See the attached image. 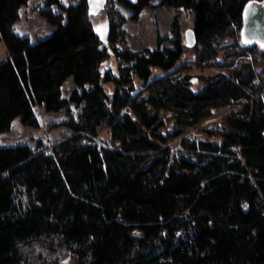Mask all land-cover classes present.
I'll return each mask as SVG.
<instances>
[{"label":"trees","instance_id":"trees-1","mask_svg":"<svg viewBox=\"0 0 264 264\" xmlns=\"http://www.w3.org/2000/svg\"><path fill=\"white\" fill-rule=\"evenodd\" d=\"M247 1L160 0L193 13L182 61L177 19L135 51L117 10L103 41L91 0H45L53 30L31 42L14 27L30 0H0V135L37 126L36 106L70 132L48 152L0 147V264H264V49L240 42ZM117 2L137 20L151 0Z\"/></svg>","mask_w":264,"mask_h":264},{"label":"rangeland","instance_id":"rangeland-1","mask_svg":"<svg viewBox=\"0 0 264 264\" xmlns=\"http://www.w3.org/2000/svg\"><path fill=\"white\" fill-rule=\"evenodd\" d=\"M63 4L69 5L77 0H61ZM93 7H98V0H91ZM160 0H151L149 7L144 8L137 20H132L133 13L122 6L117 0H106L105 8L108 10L115 9L123 17L126 22L124 29L126 31L125 44L132 50H141L149 48L154 50L157 47L158 37L168 38L170 36L171 24L174 19L178 20L179 28L182 33L183 45L186 52L183 54L182 61L193 58L194 52L191 48L185 46V33L193 29V13L190 10L174 9L170 7L158 6ZM45 0H30V2L20 9L19 20L15 23V32L20 36H28L31 42L43 39L49 36L53 27L40 17L39 11L44 8ZM100 10L94 15L91 23L104 41L108 36V21L106 20V9ZM240 34V33H239ZM170 46L167 40L162 41L160 47ZM7 53L5 44L0 41V63L6 60ZM117 62L112 57L103 63L102 68L111 69L116 72ZM222 69H209L205 73L221 71ZM196 75V74H195ZM203 84V82H201ZM73 89L72 79L68 78L62 87V94L68 97ZM70 110L75 116L78 109L72 104L69 105ZM35 118L37 126L23 125L19 118H15L8 132L0 135V147H10L19 144H27L33 149L43 148L48 152L54 145L66 138L70 132L63 124L66 120L65 111L58 113H48L43 107L36 106ZM220 111V113H222ZM210 120L208 123H210ZM206 123V124H208ZM193 135V132L192 134ZM98 145L103 143L98 139L95 140ZM101 142V143H100Z\"/></svg>","mask_w":264,"mask_h":264},{"label":"water","instance_id":"water-1","mask_svg":"<svg viewBox=\"0 0 264 264\" xmlns=\"http://www.w3.org/2000/svg\"><path fill=\"white\" fill-rule=\"evenodd\" d=\"M135 2L137 0H127ZM106 0H101L98 7H93L90 10V15H96L100 10L104 9ZM240 42L245 45H257L264 49V0H249L245 3L242 9V25L240 28ZM185 46L192 48L195 45V36L192 31L185 33ZM140 91V87L136 86V94Z\"/></svg>","mask_w":264,"mask_h":264},{"label":"flooded vegetation","instance_id":"flooded-vegetation-1","mask_svg":"<svg viewBox=\"0 0 264 264\" xmlns=\"http://www.w3.org/2000/svg\"><path fill=\"white\" fill-rule=\"evenodd\" d=\"M101 0H98L97 3L100 4Z\"/></svg>","mask_w":264,"mask_h":264},{"label":"built area","instance_id":"built-area-1","mask_svg":"<svg viewBox=\"0 0 264 264\" xmlns=\"http://www.w3.org/2000/svg\"><path fill=\"white\" fill-rule=\"evenodd\" d=\"M263 95H264V93H263ZM209 121H207L206 123H208Z\"/></svg>","mask_w":264,"mask_h":264},{"label":"snow or ice","instance_id":"snow-or-ice-1","mask_svg":"<svg viewBox=\"0 0 264 264\" xmlns=\"http://www.w3.org/2000/svg\"><path fill=\"white\" fill-rule=\"evenodd\" d=\"M262 47H264V45H262Z\"/></svg>","mask_w":264,"mask_h":264}]
</instances>
